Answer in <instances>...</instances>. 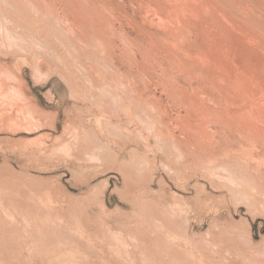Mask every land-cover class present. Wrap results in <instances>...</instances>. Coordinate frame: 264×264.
Listing matches in <instances>:
<instances>
[{
	"label": "rangeland",
	"instance_id": "rangeland-1",
	"mask_svg": "<svg viewBox=\"0 0 264 264\" xmlns=\"http://www.w3.org/2000/svg\"><path fill=\"white\" fill-rule=\"evenodd\" d=\"M0 90V264H264V0H0Z\"/></svg>",
	"mask_w": 264,
	"mask_h": 264
},
{
	"label": "bare ground",
	"instance_id": "bare-ground-1",
	"mask_svg": "<svg viewBox=\"0 0 264 264\" xmlns=\"http://www.w3.org/2000/svg\"><path fill=\"white\" fill-rule=\"evenodd\" d=\"M175 2V1H174ZM177 4V3H176ZM201 5V4H200ZM88 6V5H87ZM183 6V5H182ZM44 7V6H43ZM202 7V6H201ZM82 8V7H81ZM104 8V7H103ZM89 10V9H88ZM108 10V9H107ZM96 12V11H95ZM187 12V11H186ZM192 12V11H191ZM197 12V11H196ZM193 13V12H192ZM220 13V12H219ZM88 17V16H87ZM54 18V17H53ZM220 20V19H219ZM245 21V20H244ZM164 23V22H163ZM3 24V23H2ZM165 25V24H164ZM233 33V32H232ZM14 35H16V34H14ZM18 35V34H17ZM95 35V34H94ZM246 35V34H245ZM260 38V37H259ZM21 40V39H20ZM45 40V39H44ZM36 43H37V41H36ZM39 43V42H38ZM95 45V44H94ZM23 53V52H22ZM42 54V53H41ZM51 54V53H50ZM44 55V54H43ZM42 55V56H43ZM48 55V54H47ZM90 55V54H89ZM102 58V57H101ZM45 60V59H44ZM41 62V61H40ZM38 65V64H37ZM188 68V67H187ZM103 70V69H102ZM107 72V71H106ZM217 73V72H216ZM85 74V73H84ZM87 74V73H86ZM219 74V73H218ZM90 75V74H89ZM217 75V74H216ZM67 76V75H66ZM91 76V75H90ZM87 78V77H86ZM5 79V78H4ZM114 79V78H113ZM216 79V78H215ZM14 80V79H13ZM94 80V79H93ZM210 80V79H209ZM100 81V80H99ZM211 82H213V81H211ZM99 83V82H98ZM215 83V82H214ZM174 85V84H173ZM217 86V85H216ZM13 90V89H12ZM1 91V90H0ZM115 91V90H114ZM126 92V91H125ZM128 94V93H127ZM7 96V95H6ZM23 96V95H22ZM115 96V95H114ZM118 98V97H117ZM24 99V98H23ZM229 101V100H228ZM25 102V101H24ZM182 102V101H181ZM8 103V102H7ZM6 107V106H5ZM29 112V111H28ZM5 113H6V111H5ZM229 115V114H228ZM1 117H2V115H1ZM228 118V117H227ZM4 119V118H3ZM202 119V118H201ZM13 121V120H12ZM205 121V120H204ZM190 124V123H189ZM6 127V126H5ZM67 146V145H66ZM104 151V150H103ZM109 152V151H108ZM230 168V167H229ZM246 174V173H245ZM243 175V174H242ZM6 178V177H5ZM242 179V178H241ZM243 180V179H242ZM251 183V182H250ZM244 185V184H243ZM252 186V185H251ZM253 187V186H252ZM10 188V187H9ZM255 188V187H254ZM242 189V188H241ZM242 191V190H241ZM246 191V190H245ZM20 199V198H19ZM5 200V199H4ZM18 201V200H17ZM28 201V200H27ZM20 202V201H19ZM39 202V201H38ZM12 203V202H11ZM22 203V202H21ZM29 203V202H28ZM31 203V202H30ZM24 205V204H23ZM25 206V205H24ZM32 206H34V205H32ZM31 208V207H30ZM22 209V208H21ZM28 211V210H27ZM165 212V211H164ZM163 212V213H164ZM26 213V212H25ZM32 214V213H31ZM42 214V213H41ZM41 217V216H40ZM148 217V216H147ZM44 219V218H43ZM46 223V222H45ZM6 224V223H5ZM49 225V224H48ZM57 227V226H56ZM9 228V227H8ZM13 229V228H12ZM33 230V229H32ZM49 230V229H48ZM59 230V229H58ZM65 230V229H64ZM47 231V230H46ZM58 232V231H57ZM61 232H63V231H61ZM18 233V232H17ZM35 234V233H34ZM66 234V233H65ZM78 236V235H77ZM35 238V237H34ZM43 238V237H42ZM50 238H51V236H50ZM57 238V237H56ZM103 238H105V237H103ZM38 239V238H37ZM54 239V238H53ZM25 240V239H24ZM55 241V240H54ZM56 242V241H55ZM84 243V242H83ZM55 246V245H54ZM56 248H57V246H56ZM91 250V249H90ZM62 255V254H61ZM144 258V257H143ZM101 260V259H100ZM110 262V261H109Z\"/></svg>",
	"mask_w": 264,
	"mask_h": 264
}]
</instances>
